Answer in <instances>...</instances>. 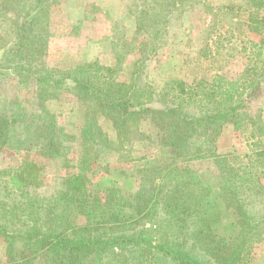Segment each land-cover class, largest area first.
Listing matches in <instances>:
<instances>
[{"label":"trees","instance_id":"1","mask_svg":"<svg viewBox=\"0 0 264 264\" xmlns=\"http://www.w3.org/2000/svg\"><path fill=\"white\" fill-rule=\"evenodd\" d=\"M49 1L0 0L4 69L0 75L11 68L23 81L37 85L39 114L36 113L34 123L43 132L45 148L39 154L57 151V120L46 100L55 97L56 91L66 87L70 80L75 94L92 101L116 121L120 135H128L129 124L142 113L159 118L161 148H167L171 157L162 166L148 169L155 177L151 191L142 190L130 197L117 188H108L104 195H98L90 189L87 174L97 155L94 157L86 150L78 171L63 179L64 187L60 190L61 199L80 209L83 219L63 225L56 221L47 226L31 218L36 212L33 202L25 207L22 202L21 213L13 219L23 215V224L0 216V239L7 243L4 264H30L27 261L34 257H43L45 264H249L250 240L259 237L264 223L258 212L264 203V122L260 115L248 111L246 97L260 82L247 89L244 82L225 83L221 80L223 75L196 84L172 79L161 91L144 82L139 88L158 106L145 104L138 109L139 101H133L135 94L129 91L135 84L127 89L103 88L94 81L93 63L69 73L47 65L50 33L41 17ZM195 1L142 0L135 5L137 32L151 30L153 40H161L177 14ZM252 23V30L262 35L259 42L264 45L261 21L252 17ZM261 76L264 80V71ZM243 118L256 124L260 139L247 153V162L234 165L228 159L231 154L218 152L217 141L228 121H234L238 127ZM24 119L29 117L0 106V154L24 143L15 135ZM29 124L33 125L31 121ZM29 124L24 127L29 129ZM85 139L91 137L87 134ZM204 159L219 164L222 194L232 191L236 197L241 218L235 239L215 232V226L223 219V210L214 196L212 178L192 166ZM42 169L37 162L26 160L9 175L20 182L21 191L32 187L35 192L43 186ZM0 174L6 172L0 169Z\"/></svg>","mask_w":264,"mask_h":264},{"label":"rangeland","instance_id":"2","mask_svg":"<svg viewBox=\"0 0 264 264\" xmlns=\"http://www.w3.org/2000/svg\"><path fill=\"white\" fill-rule=\"evenodd\" d=\"M141 2L50 0L41 17L50 33L45 54L47 65L69 73L93 63L94 81L101 87L127 89L135 84L136 87L129 91L135 94L133 101L142 102H138V109L145 104L158 106L139 88L144 82L157 91L172 79L196 84L201 80L214 81L223 75L221 80L225 83L244 82L247 89L260 82L261 85L246 97V102L248 111L260 115L264 122V80L261 76L264 45L259 42L262 35L251 27L252 17H255L264 28V0H196L183 13L177 14L166 34L156 42L151 30L137 32L135 5ZM2 55L3 50L0 51V70H4L1 69ZM3 72L5 74L0 75V106L20 112L22 117L26 114L29 119H24L15 134L16 139L24 143L18 149L7 148L0 154V169L6 172L0 174L1 217L21 225L25 218L20 215L13 219L15 214L21 213L22 204L25 207L33 202L36 212L31 218L47 226L56 221L62 225L81 221L80 209L68 206L61 199L60 190L64 187L63 179L78 171L77 166L86 150L94 157L97 155L92 158L87 172L93 194L104 195L108 188H117L131 197L139 191L152 190L155 177L148 169L162 166L171 157L167 148H161L159 118L142 113L129 124L130 133L120 135L116 121L92 101L75 94L69 80L66 87L56 91L55 97L49 96L46 100L57 120V151L40 155L45 148L43 132L34 123L36 113L39 114L37 85L23 81L11 68ZM25 123L30 125L29 129L24 127ZM239 125L235 127L234 121H228L217 141L218 152L231 154L228 159L234 165L246 163L247 153L260 139V132L252 120L243 118ZM87 134L91 139L86 141ZM26 160L43 166L40 173L43 186L38 191L34 192L32 187L27 192L21 191L18 189L20 182L9 175ZM192 166L212 178L214 196L223 210V219L215 226V232L229 240L235 239L241 217L232 191H226L224 196L220 190L222 170L219 164L204 159L195 161ZM258 212L264 218V203ZM261 226L259 237L250 240L249 264H264V223ZM6 246L7 243L0 239V264H4L7 256ZM27 262L45 264L43 257Z\"/></svg>","mask_w":264,"mask_h":264}]
</instances>
